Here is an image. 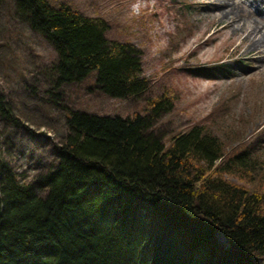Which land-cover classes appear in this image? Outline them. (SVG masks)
<instances>
[{
    "label": "trees",
    "instance_id": "16d2710c",
    "mask_svg": "<svg viewBox=\"0 0 264 264\" xmlns=\"http://www.w3.org/2000/svg\"><path fill=\"white\" fill-rule=\"evenodd\" d=\"M13 3L56 53L45 91L68 116L56 160L31 178L0 154V264H264V189L252 187L264 183L263 136L241 150L202 124L165 136L168 90L127 115L65 106V87L89 78L109 97L149 93L141 49L68 0ZM6 98L0 88V118L21 129Z\"/></svg>",
    "mask_w": 264,
    "mask_h": 264
},
{
    "label": "rangeland",
    "instance_id": "374dc122",
    "mask_svg": "<svg viewBox=\"0 0 264 264\" xmlns=\"http://www.w3.org/2000/svg\"><path fill=\"white\" fill-rule=\"evenodd\" d=\"M68 1L83 13L104 17L109 37L141 49L151 87L141 98H113L92 87L89 78L65 87V106L127 115L146 112V96L153 98L168 90L174 109L155 126L165 136L202 124L229 142V149L241 150L260 134L264 139V128L259 130L264 125V48L250 49L251 40H244L240 33L242 24L253 26L255 19L247 15L225 28L229 20L219 21L220 11L240 6L241 1L264 17V0ZM25 20L16 14L13 0H0V88L22 126L5 125L0 118V154L31 178L41 162L56 160L54 145H61L65 138L68 113L51 102L45 91L49 83L42 72L56 53ZM214 66L218 73L211 77L195 71ZM36 135L42 140L37 141ZM260 144L264 156V141ZM228 178L249 180L238 174ZM253 179L252 187L264 189L259 178L254 175ZM218 240L227 243L222 233Z\"/></svg>",
    "mask_w": 264,
    "mask_h": 264
},
{
    "label": "bare ground",
    "instance_id": "6f19581e",
    "mask_svg": "<svg viewBox=\"0 0 264 264\" xmlns=\"http://www.w3.org/2000/svg\"><path fill=\"white\" fill-rule=\"evenodd\" d=\"M224 2V0H221ZM243 1L240 2V6H234L220 11L223 15L219 18V21L229 20L227 24H223L222 28L229 26H235L239 24L242 19H245L247 15H250L255 19V25L247 26L246 23L241 25L240 33L244 35V40L251 43L249 45L250 49L264 48V17L257 16V13L252 10L251 7L243 6ZM243 7H242V6ZM261 6H264V1L261 2ZM239 18V19H238ZM264 51V50H263Z\"/></svg>",
    "mask_w": 264,
    "mask_h": 264
}]
</instances>
